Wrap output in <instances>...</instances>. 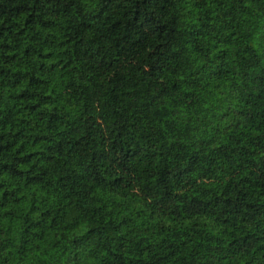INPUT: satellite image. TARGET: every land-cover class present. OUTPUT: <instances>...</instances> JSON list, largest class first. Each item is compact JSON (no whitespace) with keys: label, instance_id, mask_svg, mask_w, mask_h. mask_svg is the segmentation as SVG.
<instances>
[{"label":"trees","instance_id":"1","mask_svg":"<svg viewBox=\"0 0 264 264\" xmlns=\"http://www.w3.org/2000/svg\"><path fill=\"white\" fill-rule=\"evenodd\" d=\"M0 264H264V0H0Z\"/></svg>","mask_w":264,"mask_h":264}]
</instances>
